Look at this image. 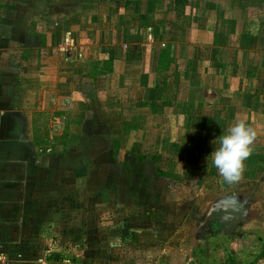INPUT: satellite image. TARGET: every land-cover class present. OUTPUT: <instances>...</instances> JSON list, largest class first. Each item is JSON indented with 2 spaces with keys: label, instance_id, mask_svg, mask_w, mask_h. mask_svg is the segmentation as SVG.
Masks as SVG:
<instances>
[{
  "label": "rangeland",
  "instance_id": "obj_1",
  "mask_svg": "<svg viewBox=\"0 0 264 264\" xmlns=\"http://www.w3.org/2000/svg\"><path fill=\"white\" fill-rule=\"evenodd\" d=\"M37 2L40 30H62L69 18L72 29L82 30L79 39L84 28L96 26L102 9L92 0ZM64 5L78 10L69 16ZM33 95L22 94L23 110L26 102L35 112ZM226 101L215 104L222 114L213 132L179 130L185 121L171 113L150 115L137 121L142 130L79 136L68 147L82 108L71 118L62 111L57 128L35 113L17 114L9 100L0 103L6 111L0 113V246L9 250L8 264H253L264 249V163L249 156L240 179L225 186L211 157L207 161L237 121L238 115L226 116ZM137 113L124 120L134 122ZM263 142L255 137L251 146ZM33 171L51 178L20 175ZM53 252L61 263L49 259Z\"/></svg>",
  "mask_w": 264,
  "mask_h": 264
},
{
  "label": "crops",
  "instance_id": "obj_2",
  "mask_svg": "<svg viewBox=\"0 0 264 264\" xmlns=\"http://www.w3.org/2000/svg\"><path fill=\"white\" fill-rule=\"evenodd\" d=\"M37 1L0 0V103L9 100L17 114L35 113L57 128L62 111L71 118L82 108L67 147L79 136L142 130L137 121L150 115L171 113L185 121L179 130L213 132L220 129L222 98L226 116L238 115L264 137V0H92L102 9L80 39L82 30L72 29L69 18L62 30H40ZM64 7L69 16L78 10ZM27 92L34 93L35 112L26 102L22 109ZM136 111L134 122L124 120ZM250 147L251 160L264 163V142ZM31 174L51 178L43 171L20 175Z\"/></svg>",
  "mask_w": 264,
  "mask_h": 264
},
{
  "label": "clouds",
  "instance_id": "obj_3",
  "mask_svg": "<svg viewBox=\"0 0 264 264\" xmlns=\"http://www.w3.org/2000/svg\"><path fill=\"white\" fill-rule=\"evenodd\" d=\"M256 132L245 121L237 120L228 129L226 134L218 138V146L208 154L211 164L228 183L240 179L244 161L251 155V145ZM216 140V139H215Z\"/></svg>",
  "mask_w": 264,
  "mask_h": 264
},
{
  "label": "trees",
  "instance_id": "obj_4",
  "mask_svg": "<svg viewBox=\"0 0 264 264\" xmlns=\"http://www.w3.org/2000/svg\"><path fill=\"white\" fill-rule=\"evenodd\" d=\"M144 157V156H143ZM141 158V157H140ZM215 231L214 230H212V233H214ZM264 257V249H262V251L260 252V254L257 256V258L254 260V261H252L251 263H256L255 261H257V260H260L261 258H263ZM49 259H51V260H53V261H57L58 263H61L62 261L61 260H63V258L61 257V255H60V253L59 252H53L50 256H49ZM231 261V264H234V260L233 259H231L230 260Z\"/></svg>",
  "mask_w": 264,
  "mask_h": 264
},
{
  "label": "built area",
  "instance_id": "obj_5",
  "mask_svg": "<svg viewBox=\"0 0 264 264\" xmlns=\"http://www.w3.org/2000/svg\"><path fill=\"white\" fill-rule=\"evenodd\" d=\"M0 264H8L7 252L0 246Z\"/></svg>",
  "mask_w": 264,
  "mask_h": 264
}]
</instances>
